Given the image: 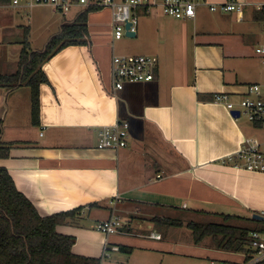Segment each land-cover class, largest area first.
<instances>
[{
    "label": "crops",
    "instance_id": "crops-1",
    "mask_svg": "<svg viewBox=\"0 0 264 264\" xmlns=\"http://www.w3.org/2000/svg\"><path fill=\"white\" fill-rule=\"evenodd\" d=\"M0 1V75L17 73L25 37L32 52H42L88 9L71 0L63 15L27 0ZM230 1L242 11L209 9ZM137 15L135 37L115 40L112 11L88 13L90 46H69L42 65L48 82L39 87L37 124L30 88L0 86V169L41 217L81 210L77 225L56 227L76 239V256L108 264L113 254L139 252L131 264H241L245 254L217 250L209 240L206 248L196 245L185 225L224 216L244 223L264 212V174L223 163L260 129L214 101L226 93L237 103L247 86L264 83V55L256 54L264 47V0H201L188 20L167 17L159 6ZM125 49L159 64L154 81L113 94L112 57ZM118 121L130 124L128 146L97 149L99 130ZM111 201L124 227L106 236L97 226L111 217ZM184 228L194 245L173 239Z\"/></svg>",
    "mask_w": 264,
    "mask_h": 264
},
{
    "label": "trees",
    "instance_id": "trees-1",
    "mask_svg": "<svg viewBox=\"0 0 264 264\" xmlns=\"http://www.w3.org/2000/svg\"><path fill=\"white\" fill-rule=\"evenodd\" d=\"M95 10L98 9L90 7L75 23L65 25L62 33L52 38L42 52H32L25 37L17 73L0 75V86L11 89L19 86L30 88L34 124L39 119V87L48 82L42 72V65L69 46H90L87 17L89 12ZM80 211L41 217L28 199L16 189L8 172L0 169V264H102L101 259L72 254L76 239L56 232L57 226L77 225ZM235 219L238 218L224 216L222 223L190 222L185 227L192 232L196 245L209 240L217 250L250 254L251 233L262 232L264 223L246 220L253 223L250 228L232 224ZM167 224L177 228L184 227L178 221H169Z\"/></svg>",
    "mask_w": 264,
    "mask_h": 264
},
{
    "label": "built area",
    "instance_id": "built-area-1",
    "mask_svg": "<svg viewBox=\"0 0 264 264\" xmlns=\"http://www.w3.org/2000/svg\"><path fill=\"white\" fill-rule=\"evenodd\" d=\"M201 0H79L78 4L88 8L97 9L109 8L113 15V38L120 40L126 33L125 26L131 24L128 32L136 33L138 24L137 11L141 8L149 12L154 7H160L163 14L177 20H188L196 17V9ZM20 0H12V5H18ZM26 5L33 7L47 5L55 11L67 15L73 7L71 0H27ZM5 5L0 1V8ZM212 12H241L243 5L237 2H227L220 5H209ZM256 54L264 55V47L256 49ZM159 60L154 56L131 55L113 56L111 61L112 92L123 90L126 84L150 83L155 79V72ZM214 101L225 106L232 114L235 111L244 116L256 129H264V83H255L247 86L244 97L239 102L231 100L226 93L215 95ZM130 138V124L127 121H118L112 125L102 127L98 132L96 148L99 150L118 151L128 146ZM235 169L251 173L264 174V141L257 138H246L237 153L226 157L223 161ZM114 208L111 217L97 226V231L109 236L121 233L124 224L116 214V202L111 201ZM264 217V212L260 214ZM154 239H161L160 235L151 234ZM252 253L245 254V261L241 264H264V230L251 233ZM117 250V249H114ZM104 257H107L108 249L104 250Z\"/></svg>",
    "mask_w": 264,
    "mask_h": 264
},
{
    "label": "rangeland",
    "instance_id": "rangeland-1",
    "mask_svg": "<svg viewBox=\"0 0 264 264\" xmlns=\"http://www.w3.org/2000/svg\"><path fill=\"white\" fill-rule=\"evenodd\" d=\"M123 38H124V40H130L128 37L125 36V34H124ZM120 55L131 56V55H142V54L127 53L126 49H125V53H121ZM240 119L247 122V119L244 116H242ZM260 131H258V133H256V134L252 135V137H256V138L260 139L261 137H258L259 136L258 134L259 133H263L264 134V129H260ZM200 222H203V223H209V222L221 223L223 221L222 220H218V219H207V220L205 219V220H202ZM262 222L264 223V221H262ZM232 224L238 225V226L250 227V228L253 227V223H249V222H244L243 223V222H240V221H235V222H232ZM177 231H178V237L173 238L174 240L179 241V242H183L184 244H190V246L194 245L193 241H192L191 232L188 229L184 228V229H180V230H177ZM204 244H208V241H206L205 243L201 244L200 246L203 247V248L204 247L206 248L207 246L204 245ZM128 259H132L133 261L140 262L141 255L139 254V252H135V254L131 258L130 255L113 254V256L110 259L108 264H128L129 262L131 264L132 261H128ZM211 260L216 261L215 258H209V259H203V260H191V261H185V260L183 261L182 260L180 264H210ZM176 264H178V263H176ZM216 264H224V263L216 261Z\"/></svg>",
    "mask_w": 264,
    "mask_h": 264
},
{
    "label": "water",
    "instance_id": "water-1",
    "mask_svg": "<svg viewBox=\"0 0 264 264\" xmlns=\"http://www.w3.org/2000/svg\"><path fill=\"white\" fill-rule=\"evenodd\" d=\"M130 27H131V24L127 23L126 26H125V30H126L125 36L128 37V38H133V37H135V34L128 32ZM232 116L236 117V118H239L240 117V113L238 111H235V112L232 113ZM252 218L254 220L264 221V217H262L259 214H254Z\"/></svg>",
    "mask_w": 264,
    "mask_h": 264
}]
</instances>
